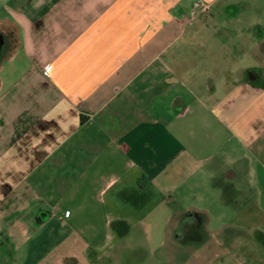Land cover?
<instances>
[{"label": "crops", "instance_id": "1", "mask_svg": "<svg viewBox=\"0 0 264 264\" xmlns=\"http://www.w3.org/2000/svg\"><path fill=\"white\" fill-rule=\"evenodd\" d=\"M195 1L6 0L0 264H77L79 249L96 260L98 240L131 233L126 205L142 207L152 188L176 193L187 169L211 180L235 165L227 179L246 180L223 193L246 190L264 240V40L262 64L224 54L222 83L207 69L199 95L197 53L174 48L194 40L199 24L184 19Z\"/></svg>", "mask_w": 264, "mask_h": 264}, {"label": "rangeland", "instance_id": "2", "mask_svg": "<svg viewBox=\"0 0 264 264\" xmlns=\"http://www.w3.org/2000/svg\"><path fill=\"white\" fill-rule=\"evenodd\" d=\"M5 2L6 0H0V18H12ZM207 13H211V21L209 24H201L200 18ZM188 15L190 17L188 21L184 19L185 23L195 20L200 28L193 32L194 40L190 45H179L180 42L185 43V38L190 33L187 32L174 48H183V52L190 49L188 51L199 54L190 62L193 66L198 65L200 74L203 73L198 80L201 86L206 87L198 90L199 95L205 96L209 86L210 79L204 75L207 69L215 71V75L220 76L214 77L215 80L222 83L223 74L219 71L224 54L229 55L232 60L234 57L238 58L244 65L253 62L262 64L261 61H256L261 49L255 50L254 47L264 40V36L257 30L259 25H264V0H221L208 11L194 9L192 4ZM250 50L251 55H246L245 51ZM1 56L2 44L0 63ZM234 143L231 142V151ZM231 155L237 153L231 152ZM228 167L229 170L236 168L235 165L226 166L211 180L202 179L201 176L197 178L195 175L188 177L189 170H183V185L176 193L171 188L168 189L164 193L167 196L166 201L158 202L164 194L152 188L149 199L144 200L142 207L138 208L133 203L127 204V210L134 214L131 233L126 237L98 240L102 245L108 242L96 254V260L94 255L88 256L79 249L77 264H264V240L256 233V223L261 219L260 212H255L253 201H243L246 190H234L230 195L223 193L227 184H243L246 180L245 177L241 181L239 178L228 180L225 176ZM247 179L248 185L251 180L249 176ZM253 190L250 187V191H247L249 199L255 195ZM178 193L182 199L177 202L174 195L178 196ZM121 200L127 203L125 199ZM189 211L194 213L191 219L196 223L195 233L193 237L183 240L177 234V227ZM143 214L146 216H141ZM78 246L72 242L68 249L72 251Z\"/></svg>", "mask_w": 264, "mask_h": 264}, {"label": "flooded vegetation", "instance_id": "3", "mask_svg": "<svg viewBox=\"0 0 264 264\" xmlns=\"http://www.w3.org/2000/svg\"><path fill=\"white\" fill-rule=\"evenodd\" d=\"M2 42V36H0V44ZM194 215L193 212L189 211L182 220L179 221V225L177 227V234L180 239H186L187 237L194 236L195 233V222L191 219Z\"/></svg>", "mask_w": 264, "mask_h": 264}, {"label": "built area", "instance_id": "4", "mask_svg": "<svg viewBox=\"0 0 264 264\" xmlns=\"http://www.w3.org/2000/svg\"><path fill=\"white\" fill-rule=\"evenodd\" d=\"M194 9L201 8L203 11H208L212 7V2L208 0H196L193 3Z\"/></svg>", "mask_w": 264, "mask_h": 264}]
</instances>
